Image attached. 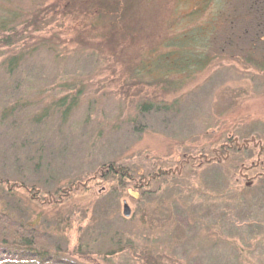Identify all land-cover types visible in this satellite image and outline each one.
Instances as JSON below:
<instances>
[{
    "label": "rangeland",
    "instance_id": "rangeland-1",
    "mask_svg": "<svg viewBox=\"0 0 264 264\" xmlns=\"http://www.w3.org/2000/svg\"><path fill=\"white\" fill-rule=\"evenodd\" d=\"M249 1L264 12V0H0V178L43 191L1 183L0 211L79 248L63 257L76 264H264V180L231 183L208 152L264 130V37L248 63L250 36L225 28L245 27ZM190 37L215 39L210 64L168 75L171 43ZM107 162L191 175L143 196L129 179L121 197L83 180L66 204H43Z\"/></svg>",
    "mask_w": 264,
    "mask_h": 264
},
{
    "label": "trees",
    "instance_id": "trees-1",
    "mask_svg": "<svg viewBox=\"0 0 264 264\" xmlns=\"http://www.w3.org/2000/svg\"><path fill=\"white\" fill-rule=\"evenodd\" d=\"M262 3L263 1H249L248 3H245L244 19L250 21V23L249 21L246 23L245 27L237 29L236 25H233L234 21H231V18L227 20L225 27L228 32H237V34L239 32L242 34L244 33L245 36H250V38H247L249 47L247 57L246 59L244 58V60L247 62L249 60V62L254 64L258 63L255 62V55L257 52L254 51L253 48L255 46L253 38L264 37V12L263 6H261ZM249 24L252 25L249 26ZM217 26L216 23H212L211 30L210 26L205 30L211 35L212 33L217 32ZM227 38L228 39L225 40L227 45H239L236 36L233 34H229ZM212 41L215 42V39L210 37H190L179 39L178 42L171 43L172 45H170L178 51V54L176 52H168L165 55L170 59L167 63L169 65H174V67L169 66L167 68L166 71L168 72V75L171 73L192 74L204 70L211 62V55L207 48H210V46L213 45ZM193 48H196V52L192 50ZM15 61H17V59L12 58L9 61V65H12ZM261 61V65H264V53L262 54ZM61 102V106H66V100L62 99ZM73 105L74 103L68 104L65 107V112L67 109L70 110ZM151 106L153 105L151 104ZM146 108L147 107H143V110ZM216 143L219 145L218 149L212 148V151L208 149V152L211 153L209 164L213 163L222 166L223 172L229 182L234 183V180H240V177H244L245 174H248L249 179L252 178L256 181L260 179L264 180V130L252 133L247 137H240L233 140L226 138L225 141L221 140ZM249 151L255 153L251 156V159L254 158L251 166H249L250 164H248L247 160L243 158ZM239 158H243L244 160ZM239 161H241V164H239ZM185 165L187 166L186 163ZM206 165H208V163H206ZM127 168L128 167L124 164L118 162L104 163L90 173L82 176V178H80L82 180H73L65 186L58 189L56 188L53 190L54 192H46L43 204L45 206H60L66 204L76 196V194L78 195V193L82 191L83 184L81 181L83 180L95 181L100 179L104 182H108L112 184L111 192L118 197H121V194L125 193L124 188L130 183H140V194L143 196L146 194L148 188L150 191H153L151 190V187L154 185H157L156 190L159 191L166 185L168 179H176V177L185 179L187 176L191 175L185 167L176 173L162 172L160 171L161 169H159L160 172L154 174H151L152 172L143 175L137 173V176L131 173ZM127 179L130 180L129 184H126ZM158 180H160V182H158ZM9 182H12V184H10L12 191L22 188L28 193L36 196H40V192H43L36 185H29L25 182L18 181L13 182L9 179L0 178V184H8ZM244 184L247 185L249 183L246 182ZM176 217L182 218L180 221L185 224L186 221L182 215L178 213ZM62 220H60V225H66L69 230V228H71L72 218L66 217L67 221ZM65 253L68 255L82 254L81 251H79V248L72 253H68L67 250L54 246L51 241V236L47 231H42L35 224H27L24 221L22 222L21 219L14 218L8 212L0 211V264H67L66 262L76 264V262H72L70 259L63 258L64 255H66Z\"/></svg>",
    "mask_w": 264,
    "mask_h": 264
},
{
    "label": "water",
    "instance_id": "water-1",
    "mask_svg": "<svg viewBox=\"0 0 264 264\" xmlns=\"http://www.w3.org/2000/svg\"><path fill=\"white\" fill-rule=\"evenodd\" d=\"M127 212V211H126Z\"/></svg>",
    "mask_w": 264,
    "mask_h": 264
}]
</instances>
